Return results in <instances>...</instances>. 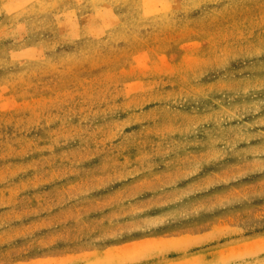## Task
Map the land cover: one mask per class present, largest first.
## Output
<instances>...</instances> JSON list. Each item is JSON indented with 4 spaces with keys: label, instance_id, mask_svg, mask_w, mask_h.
<instances>
[{
    "label": "rangeland",
    "instance_id": "1",
    "mask_svg": "<svg viewBox=\"0 0 264 264\" xmlns=\"http://www.w3.org/2000/svg\"><path fill=\"white\" fill-rule=\"evenodd\" d=\"M0 264H264V0H0Z\"/></svg>",
    "mask_w": 264,
    "mask_h": 264
}]
</instances>
